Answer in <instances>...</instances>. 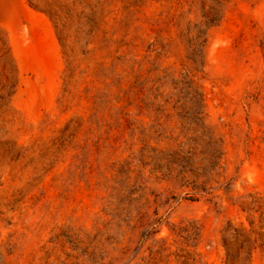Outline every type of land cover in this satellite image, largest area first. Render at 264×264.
Returning a JSON list of instances; mask_svg holds the SVG:
<instances>
[{
	"label": "rangeland",
	"instance_id": "rangeland-1",
	"mask_svg": "<svg viewBox=\"0 0 264 264\" xmlns=\"http://www.w3.org/2000/svg\"><path fill=\"white\" fill-rule=\"evenodd\" d=\"M0 264H264V0H0Z\"/></svg>",
	"mask_w": 264,
	"mask_h": 264
}]
</instances>
